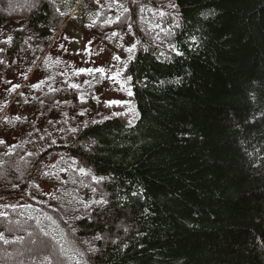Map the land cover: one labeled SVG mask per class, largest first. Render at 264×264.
Returning <instances> with one entry per match:
<instances>
[{
  "label": "trees",
  "instance_id": "16d2710c",
  "mask_svg": "<svg viewBox=\"0 0 264 264\" xmlns=\"http://www.w3.org/2000/svg\"><path fill=\"white\" fill-rule=\"evenodd\" d=\"M13 1L0 0V264H264V0ZM73 23L132 38L133 119L93 118L94 80L60 90L47 71L29 89ZM58 102L39 125L14 114Z\"/></svg>",
  "mask_w": 264,
  "mask_h": 264
},
{
  "label": "rangeland",
  "instance_id": "374dc122",
  "mask_svg": "<svg viewBox=\"0 0 264 264\" xmlns=\"http://www.w3.org/2000/svg\"><path fill=\"white\" fill-rule=\"evenodd\" d=\"M21 2H23V0H21ZM18 4L19 3L14 0L10 6L17 8ZM131 46L132 40L130 38H123L119 41L107 38L91 39L85 35L80 26L73 23L63 31L53 43L45 56V70L34 74L29 82V89L35 87L37 83H41L43 78L47 77V71L49 73L48 76L54 77L52 78L53 81L55 78L57 79L54 86H59L60 90H63L64 87L69 84L81 87V84H86L90 82V80H94L95 107L93 118L102 121L109 117H119L129 121L134 117V107L130 100V85L125 73V67L130 55ZM29 64L30 61L28 60L24 65V69L20 71V74H26ZM97 69H103V72L97 71ZM35 71L36 69H34L31 75ZM10 73L11 72L6 76L0 77V81H2L0 83V95L2 93L3 81H7L8 78L13 77L12 73ZM110 101L119 103L109 104L108 102ZM67 108H69V106L66 103L58 102L54 107L43 109L41 111L42 116L36 121L30 119L26 113L15 111L14 114L19 118L25 117V119H29L32 124L39 125L57 111H66ZM32 110L37 118L38 112L36 109ZM35 237L36 234L33 232L28 234L27 244H34L35 240L38 239ZM0 244L2 246L0 255H3L2 251L7 252L8 248L4 246L3 242H0ZM18 249V252L14 253L19 259L21 255L19 253L20 248ZM7 253H9V250ZM27 256L28 255H26V257ZM21 258L18 264H23V262H25L23 255ZM10 261L12 260L10 259Z\"/></svg>",
  "mask_w": 264,
  "mask_h": 264
},
{
  "label": "snow or ice",
  "instance_id": "6c2138e0",
  "mask_svg": "<svg viewBox=\"0 0 264 264\" xmlns=\"http://www.w3.org/2000/svg\"><path fill=\"white\" fill-rule=\"evenodd\" d=\"M113 2L115 3V2H117V0H113ZM133 2H135V0H133ZM173 7H174V5H173ZM125 11H127V8H125L124 9ZM177 55H180V53L179 52H177ZM97 71H100V72H103V69H97ZM129 95H131V92H129ZM109 104H112V103H119V102H115V101H110V102H108ZM83 171V170H82ZM100 237H96V239H99Z\"/></svg>",
  "mask_w": 264,
  "mask_h": 264
},
{
  "label": "bare ground",
  "instance_id": "6f19581e",
  "mask_svg": "<svg viewBox=\"0 0 264 264\" xmlns=\"http://www.w3.org/2000/svg\"><path fill=\"white\" fill-rule=\"evenodd\" d=\"M97 113V112H96ZM9 116V115H8ZM14 116V115H13ZM12 130V129H11Z\"/></svg>",
  "mask_w": 264,
  "mask_h": 264
}]
</instances>
